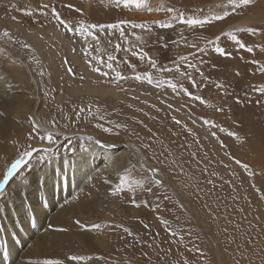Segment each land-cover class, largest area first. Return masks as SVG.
<instances>
[{
    "label": "rangeland",
    "instance_id": "rangeland-1",
    "mask_svg": "<svg viewBox=\"0 0 264 264\" xmlns=\"http://www.w3.org/2000/svg\"><path fill=\"white\" fill-rule=\"evenodd\" d=\"M2 2L0 55L6 48L27 67L41 97L38 114L51 129L36 130L26 112L18 117L23 126L10 130L7 153L0 151L2 181L20 153L36 149L0 191V256L10 257V264H264V94L257 90L264 85V0H150L153 8L175 7L184 18L205 20L197 25L166 11L137 17L135 6L118 7L115 0ZM43 4H54L62 19L77 29L84 26L85 34L69 32L50 11L42 15ZM122 19L167 26L125 25L123 37L119 30L89 27ZM5 29L9 36L3 35ZM216 46L231 55L218 54ZM144 53L157 62L155 69L141 58ZM116 72L127 79L116 78ZM147 73L152 82L143 78ZM136 74L142 78L135 79ZM169 81L203 100L190 98L182 88L173 91ZM108 144L104 154H91ZM128 146L137 148L139 157ZM97 154L91 176L99 184L93 195H85L87 223L74 214L58 220L60 203L52 200L56 172L66 170L64 183L75 181L86 171L78 164ZM151 168L159 172L151 174ZM149 175L163 184L149 183ZM25 177L26 188L21 187ZM36 218L39 233L29 224ZM33 248L35 256H29ZM72 256L83 259L72 261Z\"/></svg>",
    "mask_w": 264,
    "mask_h": 264
},
{
    "label": "bare ground",
    "instance_id": "bare-ground-1",
    "mask_svg": "<svg viewBox=\"0 0 264 264\" xmlns=\"http://www.w3.org/2000/svg\"><path fill=\"white\" fill-rule=\"evenodd\" d=\"M2 1L6 2L7 0H0V3H3ZM13 1H16V0H12V2ZM19 1L21 0H17V2ZM27 1L33 3L36 0H27ZM42 1H45V0H42ZM147 5L151 6L150 0H147ZM134 9L136 12L134 15L137 17L149 18L151 16L150 12L145 11L143 6L139 9L134 7ZM2 51H4V53L2 52V55H0V82H1L0 83V113H2V115H0V151L7 153L10 147L9 146V142H10L9 139H11L10 130L13 127L23 126V123L18 118L20 115H23L26 112H28L32 115L33 119L40 125V128L42 130L49 131L51 128L42 121V119L40 118L38 114L41 97L38 95V93H36L35 95V89L32 84V77L30 78L29 73L26 70L27 67L25 68V65L22 64L20 61H14V59L12 58V55L8 52V50H6V48L3 49ZM2 82L4 84H2ZM7 85H9V88ZM34 85H35V81H34ZM109 93L113 94L114 91L109 92ZM128 147L131 150V152L135 154V156L139 157V151L137 148L133 146H128ZM110 148H111L110 144L105 145V147L103 148L96 146L94 147V151L91 154H94V152L97 153L99 152V150H101V152L104 154V152H107ZM84 156L85 154L83 153V154H80L78 157L83 159ZM73 157L74 156L69 158V160L72 159ZM98 160H99V154H97L93 159L86 161L87 164L85 163L82 165L78 164V167L80 168H83L81 166L84 165L86 171H83L82 173L80 172L77 176H75V181H67L68 183H64V179H65L64 176L66 175L64 174L65 173L64 171L66 170H60L56 172L55 177H58V180L56 184L54 185H55V189L57 192L55 194L56 196H53L52 200L53 202L56 201L60 203L57 205L58 220H63L69 214H74L75 219H81L84 222H86L85 221L86 219H84L82 216L83 214H86L84 213V211L88 207V206H85V202L87 201L85 200L86 198L85 195H90V194L93 195V192L98 189L97 188L99 184L98 179L96 177L91 176L93 173H95V169L92 170V168L93 167L95 168V165H97L95 163ZM73 167L74 166L71 161V168L73 169ZM74 173L75 172H73V174ZM68 195L71 196V198L68 199ZM21 204L24 205L25 203L21 202ZM37 212L41 213L38 208L36 210V213ZM11 219L12 217L10 218L8 217L7 221L9 220L11 221ZM89 219L90 217L87 220L88 221L92 220V219L90 220ZM34 221L35 222L29 221V224L31 225L32 228H34V230H36L39 233V230L41 229L39 228L36 229V227L38 226L37 218ZM74 221H77V220H74ZM0 228L2 230L4 229V223L0 224ZM11 230L12 228L8 227L6 231H3L5 232L6 238L4 236H2V238H5L7 240V236L8 237L10 236ZM31 253L33 255H29V252H28V255L35 256L34 248L32 249ZM8 259H11V258L8 257ZM8 259L4 260L3 257L0 256V264H10L7 262Z\"/></svg>",
    "mask_w": 264,
    "mask_h": 264
},
{
    "label": "snow or ice",
    "instance_id": "snow-or-ice-1",
    "mask_svg": "<svg viewBox=\"0 0 264 264\" xmlns=\"http://www.w3.org/2000/svg\"><path fill=\"white\" fill-rule=\"evenodd\" d=\"M115 2H116V5L118 7H123V8H128V7L135 6V8L139 9V8H141L143 6L144 10L145 11H148V12H153V11H166L168 13H177V18L178 19H183V22L185 24H187V25H197V24H202V23L205 22V20H202V19L184 18V14L181 13V12H179V10L176 9L175 7H164L163 5H161L159 7L153 8V7L147 5V0H115ZM243 2L247 4V3H250L251 0H243ZM11 7L13 9H15L16 8V5L15 4H12ZM66 7L72 8L73 5H70L69 4V5H66ZM40 10H41V14L42 15H45V16H47L49 14V11H50L51 14H52V16L61 25L66 26L67 27V30L69 32L75 33L77 31H79V34L81 36H83L85 34L86 30H87L84 26H81V27H79L77 29L74 25L71 24L70 21H67V20L62 19L60 12L57 11V7L54 4L53 5L43 4L41 6V9ZM44 10H48V11H44ZM76 11L77 12H80L81 10L79 8H77ZM26 14L32 15V13L30 11L27 12ZM13 19H15V17H13ZM217 19H222V17H217ZM80 23H81V25H83V22L82 21ZM153 23H159L161 25V27L167 26L164 21H144V22L137 23L136 21L123 20L122 19V20H119V21H117L115 23H112V24H109V25H103V24L96 25V24H93V25H90L89 27L91 29H97L98 28L101 31H104L105 29L119 30L120 31V35L123 37L124 36L123 26H125V25L132 26V27L147 28V27H149V25H151ZM3 35L4 36H9L10 34H9L8 30L5 29L4 32H3ZM233 39H235V37H233ZM216 40L218 41L219 40V37H216ZM209 43H213L214 44L215 41H210ZM237 43H238V45H239L240 48L246 49L250 53L253 52V47L248 46V45H246V44H244V43H242L240 41H237ZM165 46H167V45H165ZM23 47H25L27 49H31L32 46L30 44L25 43L23 45ZM117 47H119V46L117 45ZM192 47L195 48L196 45L193 44ZM199 50L200 49H198V51ZM73 51H75V49H73ZM215 51L218 54H221V55H227V56H230L231 55V53L226 52V50L223 47H220V46H216L215 47ZM145 57H147V54L146 53H144L141 58H145ZM147 58L149 59L151 65H152V68L155 69L157 67V62L155 60H152L150 57H147ZM109 59L111 60L112 58L110 57ZM181 59L186 61L187 60V57H182ZM65 62H67V61H65ZM252 62L253 63H256V64L259 63L258 61H252ZM189 66L190 67H195L194 65H189ZM107 67L108 68H112V64L109 63L107 65ZM132 67L135 68L134 65ZM67 71L68 72H72V68L69 67L67 69ZM94 71H100V69L99 68H95ZM168 71H172V69H168ZM103 74L104 75H108L107 72H105ZM200 74L203 75L202 72ZM181 75L187 77V79L191 82V84H192L193 87H196L197 86V81L190 74H188V73H182ZM81 78H83V77H81ZM116 78H118V79H127V77L123 76L120 72H116ZM134 78L135 79H141L142 77H141L140 74H136L134 76ZM143 78L146 79L148 82H152V80H153V76H152L151 73L144 74ZM168 83L170 84V86H171V88H172L173 91H177L178 88H182L183 89V92L186 93L190 98H192V99H194L196 101H202L203 100V98L201 96L194 95L192 92H190L188 90V88L183 87L182 84H178V83H175V82H172V81H169ZM217 87L218 88H221V87H223V85L218 83L217 84ZM257 90L261 94H264V85L259 86ZM240 102L241 101L238 99L237 100V103H240ZM259 103H260V101H257V104H259ZM153 107H155V105H153ZM169 107L171 108L172 105H169ZM218 110L219 111H223L222 108H220ZM177 111H179V109H177ZM0 115H2V113H0ZM173 120L177 124H182L183 123L180 120H176V117H173ZM32 123H33L35 129L38 130L39 127H40V125L35 120H33ZM204 123L205 124H209V123H212V122L211 121H208V120H204ZM97 127H102V125H97ZM185 127H186V125H185ZM104 130L105 131H109V132L112 131L111 128H106ZM189 131H191V130L189 129ZM212 135L215 136L216 133L213 132ZM230 135L235 136L236 138H239L238 137V134H236V133H230ZM46 138L48 139L49 142H52L53 141V135H52V133L49 132L47 134V137ZM29 139H32L31 133L29 134ZM42 139H43V137H42ZM96 142L97 143H100V141H96ZM13 145L14 146L16 145V142L15 141H13ZM222 146H223V144H222ZM34 151H36V149H34L32 147H27L22 153L19 154V158L15 159L14 162H12L9 167H7V169H6V173L7 174L4 175L3 176V180L0 181V188L4 187V184L8 182L9 177H11L13 175V173H15L18 168H20V166L24 163L25 158L26 157H30ZM236 163L239 164L240 161L237 160ZM243 167L245 169H247L249 166L247 164H244ZM149 171H150L151 174H156V173L159 172V169L158 168H151ZM249 174L252 175V173H249ZM148 182L149 183H155L157 185H162L163 184V181L161 179H159V178H155L154 175H149ZM29 183H30V181L27 179V177L22 178L21 187H25L26 188ZM147 191L151 192L152 189L149 187V188H147ZM112 194L115 195L116 194V191H113ZM76 223L77 224H80V221L77 220ZM163 223L167 224L168 222L167 221H163ZM93 227L99 228L100 225H93ZM124 231L125 232H128L130 235L132 234L131 233V230L128 229V228H125ZM70 259L72 261H77V260L83 259V257H80V256H72V257H70ZM45 264H64V261H61V260H47V261H45Z\"/></svg>",
    "mask_w": 264,
    "mask_h": 264
}]
</instances>
